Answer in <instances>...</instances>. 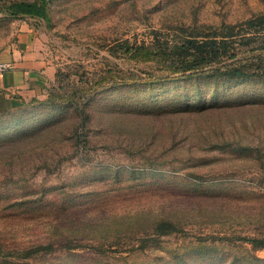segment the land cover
<instances>
[{
  "label": "rangeland",
  "instance_id": "374dc122",
  "mask_svg": "<svg viewBox=\"0 0 264 264\" xmlns=\"http://www.w3.org/2000/svg\"><path fill=\"white\" fill-rule=\"evenodd\" d=\"M9 1L0 50L33 27L57 77L0 115V264H264V29L193 68L163 52L264 0Z\"/></svg>",
  "mask_w": 264,
  "mask_h": 264
},
{
  "label": "trees",
  "instance_id": "16d2710c",
  "mask_svg": "<svg viewBox=\"0 0 264 264\" xmlns=\"http://www.w3.org/2000/svg\"><path fill=\"white\" fill-rule=\"evenodd\" d=\"M52 0H13L7 10L13 15H36L48 19L49 3ZM210 28V31H202L185 35L183 39L176 41L170 40L166 45L165 53H172L171 63L177 64L180 68H193L200 64L217 62L224 57H232L236 55L235 48L232 47V38L238 32L244 34L248 30L264 29V12L253 14L239 23L224 24L220 27L213 25H204ZM244 30V31H242ZM244 38L247 35H242ZM246 39V38H245ZM153 49L159 47L157 40L153 42ZM224 72L231 76H246L248 73L242 65H231ZM55 85V84H54ZM50 90V94H51ZM164 225L174 226L171 222H162ZM167 229L161 228V232ZM167 232V231H166ZM257 246H264V239H256Z\"/></svg>",
  "mask_w": 264,
  "mask_h": 264
},
{
  "label": "crops",
  "instance_id": "0c3cea01",
  "mask_svg": "<svg viewBox=\"0 0 264 264\" xmlns=\"http://www.w3.org/2000/svg\"><path fill=\"white\" fill-rule=\"evenodd\" d=\"M39 32L23 27L16 41L0 50L13 67L0 75V115L47 98L57 77L55 63L40 48Z\"/></svg>",
  "mask_w": 264,
  "mask_h": 264
},
{
  "label": "built area",
  "instance_id": "2783aa9c",
  "mask_svg": "<svg viewBox=\"0 0 264 264\" xmlns=\"http://www.w3.org/2000/svg\"><path fill=\"white\" fill-rule=\"evenodd\" d=\"M13 67L9 61H3L0 59V75L3 74L7 69Z\"/></svg>",
  "mask_w": 264,
  "mask_h": 264
}]
</instances>
